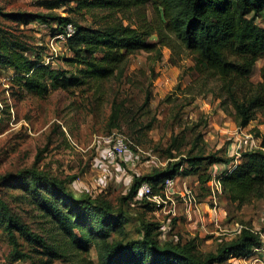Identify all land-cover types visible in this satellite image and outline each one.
<instances>
[{
	"label": "rangeland",
	"instance_id": "1",
	"mask_svg": "<svg viewBox=\"0 0 264 264\" xmlns=\"http://www.w3.org/2000/svg\"><path fill=\"white\" fill-rule=\"evenodd\" d=\"M54 1L0 0V7L7 12L72 17L82 25L107 16L101 11L89 12L79 7L78 0H69L58 7ZM148 14L160 28L159 33L149 38L156 45L153 50L132 54L122 79L88 81L68 89L61 86V76H76L82 67L67 63L73 54L57 30L58 23L48 25L39 21L13 27L7 24L35 47L42 64L51 65L54 70L55 79L52 76L48 81L49 92L41 97L22 87L14 70L0 67V198L6 199L35 232L68 248L67 259L49 264H80L83 257L67 246V240L22 187L13 178L5 182L3 176L36 167L65 180L77 196L102 197L119 209L136 178L164 169L171 162H181L189 152L198 153L197 149L192 150L195 142L207 154L234 158L236 165L242 152L262 145L264 110H255L251 124L241 126L224 82L205 70L196 54L178 44L175 50L163 46L160 34L167 35L164 24L155 18L153 7H149ZM124 22L129 24L127 20ZM263 68L264 57L258 60L246 89L239 91L241 98L258 89L263 82ZM115 106L120 108V113L115 121L118 126L112 127ZM114 130L122 131L133 147L125 161L119 159L113 163L103 159L102 151ZM238 141L242 142L241 147ZM175 142L179 150L174 149L175 157L170 158L167 150ZM234 164L205 166L200 171L202 179L200 174H179L177 187L192 192L196 204L188 209L182 197L177 196L176 215L153 206L149 211L146 203L137 198L130 201L124 210L131 236H139L142 218L160 225L161 242L195 239L199 250L205 253L216 251L223 242L236 237L240 226L264 235V198L252 199L247 204L232 203L223 194L222 185L218 188L215 185L214 178L232 170ZM187 166L184 161L181 172ZM205 178L208 180L203 183ZM170 208L171 205L167 210ZM20 244L23 250L33 253L23 238ZM14 258L9 237L0 229V264H46V259L38 253L33 254L34 260ZM85 259L98 261L95 248ZM227 264L253 262L250 258H232Z\"/></svg>",
	"mask_w": 264,
	"mask_h": 264
},
{
	"label": "trees",
	"instance_id": "2",
	"mask_svg": "<svg viewBox=\"0 0 264 264\" xmlns=\"http://www.w3.org/2000/svg\"><path fill=\"white\" fill-rule=\"evenodd\" d=\"M69 0H55V7ZM79 7L89 12H104L93 24L82 25L72 17L57 14L7 12L0 7V67L17 73L22 87L45 96L49 92V79L54 77L51 65L40 61L36 52L17 29L7 24L27 26L34 22L52 25L58 23L59 34L66 35V27L74 25L76 32L66 39L73 54L67 63L81 66L78 75L61 76L64 89L93 82L122 79L130 56L138 50L151 51L156 45L149 38L160 28L149 18V7L154 8L156 19L164 24L167 35L160 34L161 44L173 50L176 44L198 56L205 70L219 78L227 89L230 101L237 112L241 126L247 127L257 109L264 110L263 82L258 89L250 90L244 99L239 91L246 89L256 64L264 57V0H78ZM121 15L122 18L119 16ZM155 19V20H156ZM125 20L129 24H125ZM32 55H37L33 58ZM59 81V80H58ZM120 108L113 109L112 127H117ZM260 134V133H259ZM260 148L241 153L240 162L221 178L223 194L232 203L247 204L252 199L264 198V135ZM176 142L167 152L174 158ZM181 162L169 163L148 176L136 178L130 194L116 209L102 197L89 194L77 196L66 181L32 167L17 175L3 176L5 182L13 178L33 200L37 208L50 219L67 240L75 255L83 257L80 264H227L230 259L248 258L262 245V236L244 227L236 237L223 242L216 251L201 252L195 239L161 242L157 222L140 219L139 236L132 237L127 229L129 218L126 204L136 198L139 187L148 183L159 192L165 182L200 174L205 166L234 164V158L219 153L207 154L197 142L193 151ZM184 161L188 164L181 172ZM199 177L202 179L203 175ZM2 178V179H3ZM208 179L209 176H208ZM202 182L204 183L205 180ZM145 207L152 210L151 204ZM0 229H3L13 247L14 259L34 260L38 253L46 264L67 259L68 248L35 232L4 198H0ZM33 251L21 248L20 239ZM95 248L98 261L85 259Z\"/></svg>",
	"mask_w": 264,
	"mask_h": 264
},
{
	"label": "built area",
	"instance_id": "3",
	"mask_svg": "<svg viewBox=\"0 0 264 264\" xmlns=\"http://www.w3.org/2000/svg\"><path fill=\"white\" fill-rule=\"evenodd\" d=\"M75 32H76V29L74 25L69 24L66 27V35L61 34V37L62 39L64 38L66 40L67 37L72 36L73 34H75ZM107 140H108L107 141L108 143L103 148V151H102L103 159L105 161L113 162V163L119 159H121L122 161H125L129 154L130 148L133 147V143L128 139V137L122 131L114 130L112 131L110 137ZM238 143H239V147H241L242 142L238 141ZM256 148H257L256 145L253 146V149H256ZM240 157H241V154H240ZM99 162H103V161H99ZM234 165H236V163ZM234 167L232 168V170L234 169ZM232 170L230 169L229 172H231ZM222 176L223 175H220L214 178V182L217 188L218 186H221ZM177 186H178L177 178L169 179L165 182V184L163 185L162 189L159 192H154L153 187L150 184L144 183L139 187L136 198L139 201H143L146 204L148 203L151 204L153 207L156 208V210H166L168 211V213L176 215L175 211H176V207H177L176 205H177V200H178L177 196L182 197L183 199L182 201L184 202L185 206L188 209H190V206H192V204H196V199L192 192H189L184 189L181 190ZM169 205H171V208L167 210ZM243 228L244 226H240L239 232ZM261 236H262V245L258 248H255L253 250V254L250 257H248L252 259L253 264L258 263V262H260L261 264H264V257H263L264 235H261ZM257 254H260V256Z\"/></svg>",
	"mask_w": 264,
	"mask_h": 264
}]
</instances>
